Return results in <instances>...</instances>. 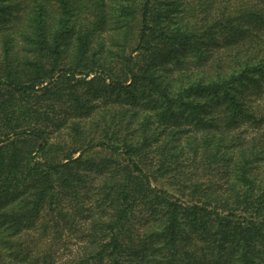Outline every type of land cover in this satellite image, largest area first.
Returning a JSON list of instances; mask_svg holds the SVG:
<instances>
[{"label":"trees","instance_id":"16d2710c","mask_svg":"<svg viewBox=\"0 0 264 264\" xmlns=\"http://www.w3.org/2000/svg\"><path fill=\"white\" fill-rule=\"evenodd\" d=\"M0 264H264V0H0Z\"/></svg>","mask_w":264,"mask_h":264},{"label":"rangeland","instance_id":"374dc122","mask_svg":"<svg viewBox=\"0 0 264 264\" xmlns=\"http://www.w3.org/2000/svg\"><path fill=\"white\" fill-rule=\"evenodd\" d=\"M73 245H71L70 246V250H68V251H65L64 253H63V259H66V258H68L69 257V254H70V251L73 249V248H75V246H74V242L72 243Z\"/></svg>","mask_w":264,"mask_h":264}]
</instances>
